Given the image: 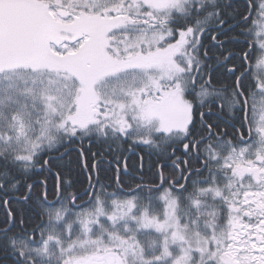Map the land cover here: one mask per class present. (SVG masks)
Listing matches in <instances>:
<instances>
[{
    "label": "snow or ice",
    "instance_id": "1",
    "mask_svg": "<svg viewBox=\"0 0 264 264\" xmlns=\"http://www.w3.org/2000/svg\"><path fill=\"white\" fill-rule=\"evenodd\" d=\"M86 140L160 163L104 181L93 153L78 190L32 179ZM13 198L0 264H264V0H0Z\"/></svg>",
    "mask_w": 264,
    "mask_h": 264
},
{
    "label": "trees",
    "instance_id": "2",
    "mask_svg": "<svg viewBox=\"0 0 264 264\" xmlns=\"http://www.w3.org/2000/svg\"><path fill=\"white\" fill-rule=\"evenodd\" d=\"M221 39H224V37H221ZM225 48L236 50L237 46L232 44H225ZM208 119L212 121L215 120L216 117L210 116L208 117ZM220 119H227V117L226 115H224L221 116ZM78 147L79 145H77V148ZM83 147L86 153V156L84 158L79 155L78 151H70L67 155L63 156V159H54L51 162V172L47 170L40 171L39 169H37L35 170V175H33L32 179L35 181L47 179L50 190L54 191L57 180V173H59L60 179L66 182H72L74 187L69 189V191L78 190L87 185V177L89 173L84 171L83 165L86 162L89 167L91 166L93 162V153H97V156L95 158L100 161V178L104 181H107V178L109 176H111L113 180L115 179L116 169L118 166L121 172H123L125 167H123L124 162L127 165L129 171V175L122 177L125 181H131L133 178H138L141 175V172L143 173L145 179H149L152 175V172L149 171V169L155 171L157 165L160 163L158 156L148 148L143 146H137L132 150H129V145L124 144L122 146V151L107 152V145H100L96 143L89 145V142L86 140L84 141ZM130 151H134L136 153L130 155L126 159L127 154ZM100 152L105 153L102 159L99 155ZM117 157H119L118 160ZM111 190L112 189L110 188L109 191ZM13 196H15V194H13ZM26 208L27 205L22 202H17L14 198L10 205H8L7 207L0 203V219L4 218L6 212L9 209L15 211L16 213H20L22 211H25Z\"/></svg>",
    "mask_w": 264,
    "mask_h": 264
},
{
    "label": "water",
    "instance_id": "3",
    "mask_svg": "<svg viewBox=\"0 0 264 264\" xmlns=\"http://www.w3.org/2000/svg\"><path fill=\"white\" fill-rule=\"evenodd\" d=\"M136 152H134V151H130L128 154H127V157H126V159L130 156V155H132V154H135ZM126 159H125V161H126ZM125 166V162H124V164H123V167Z\"/></svg>",
    "mask_w": 264,
    "mask_h": 264
},
{
    "label": "flooded vegetation",
    "instance_id": "4",
    "mask_svg": "<svg viewBox=\"0 0 264 264\" xmlns=\"http://www.w3.org/2000/svg\"><path fill=\"white\" fill-rule=\"evenodd\" d=\"M221 38V37H220Z\"/></svg>",
    "mask_w": 264,
    "mask_h": 264
}]
</instances>
